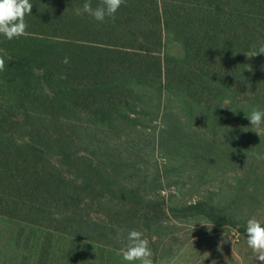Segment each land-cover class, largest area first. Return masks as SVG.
<instances>
[{
    "label": "rangeland",
    "instance_id": "374dc122",
    "mask_svg": "<svg viewBox=\"0 0 264 264\" xmlns=\"http://www.w3.org/2000/svg\"><path fill=\"white\" fill-rule=\"evenodd\" d=\"M30 2L34 7L36 1ZM33 7L27 24L40 19ZM164 48L175 57L182 54V45L170 35L164 36ZM232 56L252 68L253 57L246 52ZM10 96L0 97V127L31 140L25 142L48 158L46 169L50 164L61 168L72 198L63 207L49 205L50 221L38 226L0 217V264H72L71 240L80 244L79 251L72 250L79 264H140L121 255L131 230L149 241L153 264H258L246 233L205 214L167 211L200 200L218 206L237 225L246 226L252 217L264 224V125L251 126L246 95L185 105L167 92L136 87L126 110L109 114L106 121L83 118L81 107L48 112L50 106L42 103L27 110L28 103ZM41 125L64 127L75 156L99 164L102 173L94 190L82 183L81 170L62 164L49 138L40 141L28 132ZM59 212H75L82 231L66 234L70 229L54 221ZM58 228L65 233H56Z\"/></svg>",
    "mask_w": 264,
    "mask_h": 264
},
{
    "label": "trees",
    "instance_id": "16d2710c",
    "mask_svg": "<svg viewBox=\"0 0 264 264\" xmlns=\"http://www.w3.org/2000/svg\"><path fill=\"white\" fill-rule=\"evenodd\" d=\"M35 1L33 9L40 19L27 20V35L12 40L0 35V58L5 61L0 97L8 93L28 103L27 110L42 103L50 106L48 112L81 107L83 118L93 115L106 121L109 114L126 110L130 94L143 87L167 92L185 105L187 100L219 104L246 95L245 105L264 111V54L253 57L252 68L232 56L264 44V0H126L114 19L106 17L103 22L83 12L85 0ZM90 2L95 8L100 0ZM165 35L182 45L180 57L166 52ZM65 56L69 64L61 62ZM62 74L67 78L61 79ZM46 118L57 121L51 114ZM63 128L41 125L28 132L40 141L49 138L62 164L81 170L82 183L94 190L100 166L75 156L70 150L73 141ZM25 141L31 140L15 138L0 127V217L38 226L50 221L49 205L66 206L72 196L61 168L50 164L46 169L48 158ZM104 173L109 174L106 169ZM167 211L205 214L246 233L245 225H237L212 203L199 200ZM72 213L59 212L54 218L70 229L66 234L82 231L78 215ZM60 232L58 228L56 233H65ZM79 248L73 240L68 243L72 264H79L72 252Z\"/></svg>",
    "mask_w": 264,
    "mask_h": 264
},
{
    "label": "clouds",
    "instance_id": "9594fccd",
    "mask_svg": "<svg viewBox=\"0 0 264 264\" xmlns=\"http://www.w3.org/2000/svg\"><path fill=\"white\" fill-rule=\"evenodd\" d=\"M125 2L126 0H100L98 6L93 8L90 0H85L83 12L87 13L94 20L103 22L106 17L114 19L116 12ZM32 7L33 4L30 0H0V35H3L8 40L27 35L28 25L25 17L31 14ZM76 13L80 15L81 10L78 8ZM254 48V51L246 53L248 57L264 54V44H260L258 48L254 46ZM61 62L63 64H69L70 60L65 56ZM4 68L5 61L3 58H0V71H3ZM60 78L66 79L67 77L62 74ZM246 116L253 128L264 125V111H261L259 108H254ZM127 241V245L121 251L123 260L128 262L139 261L140 264H153L149 241L144 238L143 233L137 230H131L128 233ZM246 244L251 249L258 264H264V224L255 217L247 220ZM208 255L209 253L205 255V259ZM212 264H216V262L212 261Z\"/></svg>",
    "mask_w": 264,
    "mask_h": 264
}]
</instances>
